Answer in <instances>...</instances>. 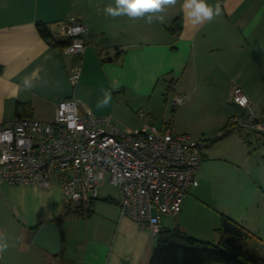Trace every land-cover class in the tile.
Returning a JSON list of instances; mask_svg holds the SVG:
<instances>
[{
	"label": "crops",
	"instance_id": "1",
	"mask_svg": "<svg viewBox=\"0 0 264 264\" xmlns=\"http://www.w3.org/2000/svg\"><path fill=\"white\" fill-rule=\"evenodd\" d=\"M183 3L176 0L175 5L165 6L160 13L163 22L148 24V14L145 18L107 15L104 9L115 7V0H0V126L19 119L23 114L19 104L30 105L29 118L52 123L57 104L66 98L78 100L82 111L104 117L95 114L89 105L88 75L103 78L97 83L101 89L109 90L119 104L137 109L136 116L146 120H152L151 110L158 101L164 99L167 104L173 98H183L191 78L199 79L197 88L205 79L242 80L241 84L228 86L226 103L231 105L232 90L240 86L254 104L264 89V0H206L214 11L219 9V15L198 25L186 17ZM71 16L79 17L88 29L81 57L51 45L36 26L37 22L44 23L52 32L53 24ZM177 17H181V30L169 33L166 28ZM52 35L58 42L63 41ZM77 68L80 78L76 86H71L68 78ZM25 77L32 83L27 91L22 85ZM183 99L182 106L186 102ZM233 114L234 110L224 104L221 111L198 117V129L187 126L180 130L194 140L213 138ZM145 127L156 129L146 124L128 128L139 131ZM242 138V134L230 132L207 144L196 174L197 185L189 189L174 221L162 218L163 229H172L174 223L194 238L217 243L216 230L222 217L227 216L251 232L249 247L264 254V245L259 249L253 242L263 233L256 231V215L250 213L254 193L258 185L263 187L264 178L248 172L247 185H231L225 180L226 168L234 173L241 169V155L246 148ZM213 151L217 155H211ZM243 191H249L243 194L248 206L241 208L237 201L242 199ZM108 197L113 202L98 196L90 204L89 216L64 215L68 203L58 184L42 189L0 182V238L9 244L7 251L0 253V264H149L155 238L121 214L119 189ZM195 203L200 204L198 212L193 211ZM190 218L197 224L194 233H189L186 225ZM58 220L62 248L53 256L35 245L33 239L40 226Z\"/></svg>",
	"mask_w": 264,
	"mask_h": 264
},
{
	"label": "built area",
	"instance_id": "2",
	"mask_svg": "<svg viewBox=\"0 0 264 264\" xmlns=\"http://www.w3.org/2000/svg\"><path fill=\"white\" fill-rule=\"evenodd\" d=\"M52 32L66 43L65 54L84 55L88 29L79 17L53 24ZM79 78L77 68L70 85ZM231 101L240 111L230 117L227 130L260 139L264 115L257 116L240 86L233 88ZM183 104L181 97L171 100L174 109ZM204 153L205 143L189 134L168 126L123 129L110 116L96 117L82 111L75 98H66L57 104L52 123L26 118L0 126V182L42 189L58 184L68 204L86 209L108 180L119 189L121 214L155 237L163 217L182 211L189 189L197 185Z\"/></svg>",
	"mask_w": 264,
	"mask_h": 264
},
{
	"label": "rangeland",
	"instance_id": "3",
	"mask_svg": "<svg viewBox=\"0 0 264 264\" xmlns=\"http://www.w3.org/2000/svg\"><path fill=\"white\" fill-rule=\"evenodd\" d=\"M90 80V85L88 86V90L90 94L88 95V102L92 109V111L99 115V116H110L114 122L120 126L121 128L125 129L130 127H142L144 124L148 126H154L158 130H164L166 126L170 127L171 129H183L190 126H196L198 129V117H206L207 113L212 111L213 113L218 109L221 111L224 104L227 106L228 110H234V114L238 113L239 110L232 104L230 98V104L227 105L226 101L229 98L228 86L232 87V83L241 84L242 80H235L234 79H221L218 82H215L214 79H205L203 82L204 84L198 85L199 79L191 78L188 82L187 90L185 91V95L182 94V97L186 99L185 105L179 108L174 109L171 106L170 101L165 104L162 99L161 102L158 103L153 107L151 110V117L152 120H146L145 118H138L136 116V110L130 109L127 103L119 104L117 100L111 99L109 105L102 109H97L96 104L103 98V93L101 92V87L97 84L99 81H103V78L100 76H90L88 78ZM96 79V80H95ZM262 79H258L257 81H262ZM254 81V79H251ZM264 81V80H263ZM89 82V81H88ZM211 83L207 86V83ZM214 82V84H213ZM206 86V87H201ZM172 93V92H171ZM159 94V93H157ZM259 100H255L253 106L256 111L257 116L264 115V89L259 92ZM262 97V99L260 98ZM113 98V97H112ZM205 103V105H198V103ZM212 105V106H211ZM135 109V108H134ZM233 114V115H234ZM121 121H125V124H121ZM128 125V127L126 126ZM130 129V128H129ZM220 131V130H219ZM218 131V133H219ZM179 132V131H177ZM179 133H184L180 130ZM234 133V132H233ZM236 133V132H235ZM238 135L242 134L243 142L246 146V150L243 149L242 159H241V169L239 172L234 173L233 170L230 168H226L224 165H217L218 168H226V183L233 184L235 183H242L246 184L249 181V174L248 172H252L254 176L264 178V135L258 139L253 135H246L244 133H237ZM245 137V138H244ZM207 144H211L207 141ZM218 145L217 148H219ZM217 148L215 150H217ZM206 150V149H205ZM211 155H217L216 151H213ZM211 164L214 165V162L211 161ZM221 164V163H220ZM223 183V184H226ZM258 191L254 193V203L252 208L250 209L251 214L256 215V224L255 229L256 231H262L263 236L261 239L255 237L253 242H256L258 248L260 249L264 245V184L263 187L260 188V185L257 186ZM249 192V191H248ZM246 192V193H248ZM118 193V188L112 184L108 180H105L98 186V195L99 197L105 198L110 195H116ZM242 192V196L239 201H237L238 207L248 206L246 203ZM258 194V198L256 200V195ZM185 199V198H184ZM200 204L195 203L193 207V211L198 212V208ZM178 217V216H177ZM177 217L173 218L174 221ZM172 219V218H171ZM261 219V220H260ZM260 220V221H259ZM186 225H188L189 233L196 232L195 229L197 227L196 222L194 219L190 218L187 219ZM171 227L174 228L175 224H171ZM179 227V226H178Z\"/></svg>",
	"mask_w": 264,
	"mask_h": 264
},
{
	"label": "trees",
	"instance_id": "4",
	"mask_svg": "<svg viewBox=\"0 0 264 264\" xmlns=\"http://www.w3.org/2000/svg\"><path fill=\"white\" fill-rule=\"evenodd\" d=\"M36 26L40 36L54 47L63 48L66 45L64 41L58 42L44 23L37 22ZM176 28L177 32L181 30V17H177L171 27L166 30L169 33H175ZM18 109L23 111V114L18 116L19 119L29 118L31 110L29 104H19ZM227 126L213 138L203 140V143L207 141L214 143L228 133L234 132L227 130ZM102 200L113 202V199L109 197ZM69 214L89 216L90 206L84 209L80 205L66 204L64 215ZM57 223L59 224L60 220ZM216 231L219 234V240L213 243L194 238L178 226L172 229L162 228L160 233L154 237L155 245L149 264H264V254L258 253L248 245L253 235L240 223L223 216L221 225Z\"/></svg>",
	"mask_w": 264,
	"mask_h": 264
},
{
	"label": "clouds",
	"instance_id": "5",
	"mask_svg": "<svg viewBox=\"0 0 264 264\" xmlns=\"http://www.w3.org/2000/svg\"><path fill=\"white\" fill-rule=\"evenodd\" d=\"M176 0H115V7L109 5L104 11L107 15L116 17L127 15L130 18H145L146 23L163 22V13L165 6L175 5ZM182 8L185 10L186 17L193 25L203 23L205 20L211 21L214 16L219 15V9L215 11L210 7L206 0H184ZM25 91L32 88L31 79L25 77L22 81ZM103 98L97 102L96 108L102 109L109 105L112 99L111 92L107 89H101ZM9 244L0 238V253L7 251Z\"/></svg>",
	"mask_w": 264,
	"mask_h": 264
},
{
	"label": "water",
	"instance_id": "6",
	"mask_svg": "<svg viewBox=\"0 0 264 264\" xmlns=\"http://www.w3.org/2000/svg\"><path fill=\"white\" fill-rule=\"evenodd\" d=\"M33 243L45 249L53 256H57L62 248L61 232L57 222L44 224L37 230Z\"/></svg>",
	"mask_w": 264,
	"mask_h": 264
}]
</instances>
